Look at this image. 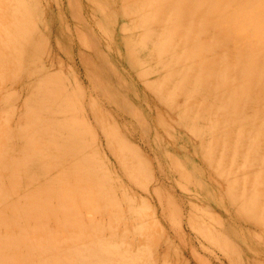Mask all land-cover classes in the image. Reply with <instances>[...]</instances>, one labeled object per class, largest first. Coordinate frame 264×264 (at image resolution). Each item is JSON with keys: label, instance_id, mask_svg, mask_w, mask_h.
<instances>
[{"label": "rangeland", "instance_id": "1", "mask_svg": "<svg viewBox=\"0 0 264 264\" xmlns=\"http://www.w3.org/2000/svg\"><path fill=\"white\" fill-rule=\"evenodd\" d=\"M0 264H264V0H0Z\"/></svg>", "mask_w": 264, "mask_h": 264}, {"label": "bare ground", "instance_id": "2", "mask_svg": "<svg viewBox=\"0 0 264 264\" xmlns=\"http://www.w3.org/2000/svg\"><path fill=\"white\" fill-rule=\"evenodd\" d=\"M255 26H256V28H257V33H258L259 30H260V28H259V27H260V24H256ZM260 32H261V31H260ZM261 33H262V32H261Z\"/></svg>", "mask_w": 264, "mask_h": 264}]
</instances>
